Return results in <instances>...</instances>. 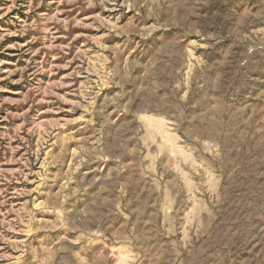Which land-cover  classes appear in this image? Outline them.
I'll list each match as a JSON object with an SVG mask.
<instances>
[{
	"label": "rangeland",
	"instance_id": "1",
	"mask_svg": "<svg viewBox=\"0 0 264 264\" xmlns=\"http://www.w3.org/2000/svg\"><path fill=\"white\" fill-rule=\"evenodd\" d=\"M0 264H264V0H0Z\"/></svg>",
	"mask_w": 264,
	"mask_h": 264
}]
</instances>
